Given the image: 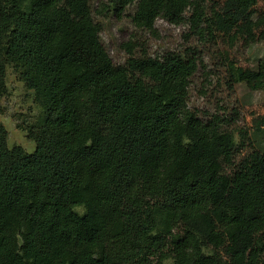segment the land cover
<instances>
[{
    "label": "trees",
    "instance_id": "16d2710c",
    "mask_svg": "<svg viewBox=\"0 0 264 264\" xmlns=\"http://www.w3.org/2000/svg\"><path fill=\"white\" fill-rule=\"evenodd\" d=\"M258 0H224L211 26L256 40ZM136 5L153 30L194 0ZM92 0H0V97L12 67L40 115L29 153L0 120V264H264V152L236 163L240 144L219 118L186 103L178 54L148 51L117 65ZM233 83L264 91V63L232 67Z\"/></svg>",
    "mask_w": 264,
    "mask_h": 264
},
{
    "label": "rangeland",
    "instance_id": "374dc122",
    "mask_svg": "<svg viewBox=\"0 0 264 264\" xmlns=\"http://www.w3.org/2000/svg\"><path fill=\"white\" fill-rule=\"evenodd\" d=\"M200 4L202 20L195 6L188 8L179 21L158 18L153 30L137 28L133 21L136 5L123 6L113 0H92L95 20L101 27L100 38L117 65L131 55L148 51L153 57L178 54L190 71L186 93L188 107L204 121L219 118L225 129L240 144L238 163L251 152H264V91H253L245 83H233L232 67L257 69L264 63V24L255 31L256 40L248 36L224 34L210 20L220 11L224 0H194ZM252 11L262 12L264 0ZM8 93L0 97V120L9 132L8 145H20L29 153L36 142L27 138L18 123H33L41 108L34 91L27 88L10 66L7 70ZM164 264H174L168 259Z\"/></svg>",
    "mask_w": 264,
    "mask_h": 264
}]
</instances>
